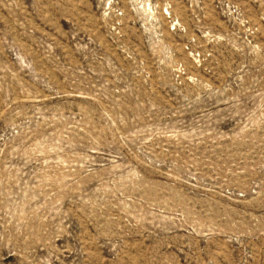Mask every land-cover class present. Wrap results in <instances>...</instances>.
<instances>
[{"label":"rangeland","instance_id":"1","mask_svg":"<svg viewBox=\"0 0 264 264\" xmlns=\"http://www.w3.org/2000/svg\"><path fill=\"white\" fill-rule=\"evenodd\" d=\"M0 264H264V0H0Z\"/></svg>","mask_w":264,"mask_h":264}]
</instances>
